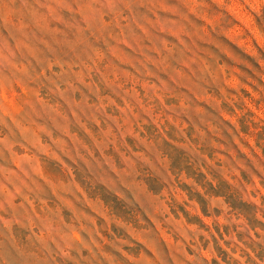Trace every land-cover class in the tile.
Returning <instances> with one entry per match:
<instances>
[{
	"label": "rangeland",
	"instance_id": "1",
	"mask_svg": "<svg viewBox=\"0 0 264 264\" xmlns=\"http://www.w3.org/2000/svg\"><path fill=\"white\" fill-rule=\"evenodd\" d=\"M0 264H264V0H0Z\"/></svg>",
	"mask_w": 264,
	"mask_h": 264
}]
</instances>
